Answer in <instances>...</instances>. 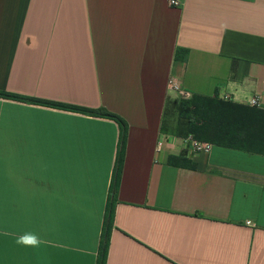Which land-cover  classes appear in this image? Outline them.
<instances>
[{
    "label": "crops",
    "instance_id": "1",
    "mask_svg": "<svg viewBox=\"0 0 264 264\" xmlns=\"http://www.w3.org/2000/svg\"><path fill=\"white\" fill-rule=\"evenodd\" d=\"M0 91L127 122L106 264H264V153L161 130L176 98L264 111V0H0ZM119 139L0 98V264H97Z\"/></svg>",
    "mask_w": 264,
    "mask_h": 264
},
{
    "label": "trees",
    "instance_id": "2",
    "mask_svg": "<svg viewBox=\"0 0 264 264\" xmlns=\"http://www.w3.org/2000/svg\"><path fill=\"white\" fill-rule=\"evenodd\" d=\"M187 51L179 50L175 57L182 59ZM1 99L36 104L60 110L107 118L115 121L120 128V139L116 164L110 186L109 200L106 208L102 237L97 264H106L110 232L114 222L115 194L121 177L123 156L126 146L128 124L119 115L104 108L89 109L85 107L42 100L15 93L0 91ZM162 121V133L182 139L192 137L195 141L217 146L240 149L249 152L264 153V111L250 108L215 98L195 95L191 99H182L177 118V128L171 132L167 130L166 113ZM184 127V128H183ZM182 160L181 158H179ZM176 159L174 160V162ZM173 162V161H172Z\"/></svg>",
    "mask_w": 264,
    "mask_h": 264
},
{
    "label": "rangeland",
    "instance_id": "3",
    "mask_svg": "<svg viewBox=\"0 0 264 264\" xmlns=\"http://www.w3.org/2000/svg\"><path fill=\"white\" fill-rule=\"evenodd\" d=\"M182 98H176L174 100H170L168 104V111L166 113V124L168 127V133L173 132L177 128V118H178V110L181 103ZM184 128V127H183Z\"/></svg>",
    "mask_w": 264,
    "mask_h": 264
},
{
    "label": "built area",
    "instance_id": "4",
    "mask_svg": "<svg viewBox=\"0 0 264 264\" xmlns=\"http://www.w3.org/2000/svg\"><path fill=\"white\" fill-rule=\"evenodd\" d=\"M169 4L173 8H178V7L181 6L182 0H169ZM170 89H172L174 91H180V88H179L178 84L174 80H170ZM252 105L256 106V107H261L262 106L261 103L259 101H256V100L252 102ZM163 138H164V136H162V138L159 139L160 140L159 141V145H161V140ZM193 146H194V148H196L198 150H202V149L208 150L209 147H210L208 144L200 143V142H197V141L193 142Z\"/></svg>",
    "mask_w": 264,
    "mask_h": 264
},
{
    "label": "clouds",
    "instance_id": "5",
    "mask_svg": "<svg viewBox=\"0 0 264 264\" xmlns=\"http://www.w3.org/2000/svg\"><path fill=\"white\" fill-rule=\"evenodd\" d=\"M17 243H22L25 245L35 246L40 243L39 239L34 235H24L20 237Z\"/></svg>",
    "mask_w": 264,
    "mask_h": 264
}]
</instances>
